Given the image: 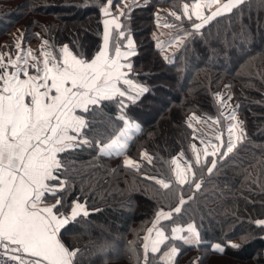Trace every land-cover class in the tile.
Instances as JSON below:
<instances>
[{"label": "trees", "instance_id": "trees-1", "mask_svg": "<svg viewBox=\"0 0 264 264\" xmlns=\"http://www.w3.org/2000/svg\"><path fill=\"white\" fill-rule=\"evenodd\" d=\"M106 2L0 0V51H16L18 30H26L23 45L38 44L41 41L35 34L50 28L47 38L56 55L59 46L67 43L74 54L91 58L102 43L100 6ZM119 2L121 5L122 0ZM183 2L191 0H146L132 8L130 22L121 18L137 46L136 55L129 58L134 65L129 78L146 84L149 91L130 105L129 111L142 131L133 134L125 154L140 163L139 169L124 166L123 155L94 160L95 154L85 151L78 157L80 173L67 196L69 202L78 199L90 211L77 226L79 231L65 234L64 239L74 245L78 239L80 247L89 241H109L112 247L106 253L90 257L93 264H137L133 251L142 261L144 238L155 212L160 208L168 211L176 202L161 196L159 193L167 190L148 177L174 180V156L181 165L188 160L195 164L190 145H202L188 127L190 116H195L192 124L199 136L214 140L212 134L219 133L226 141L231 123L228 115L233 110L244 121L245 140L230 154L231 159L220 162L218 170L209 174L204 169L201 189L185 186V195L193 196L190 206L173 214V221L161 224L169 235L173 223L194 222L201 234L199 246H179L174 264H264V232L253 223L264 219V170L257 163L264 159V7L259 6V0H244L242 8L215 17L202 35L189 39L186 47L175 49L165 59L152 36L157 25L155 13L160 11L162 26L177 23L168 9L175 5L179 10ZM112 11L115 14V2ZM184 24L191 31L187 18ZM115 42L114 38L113 55ZM169 91L173 94L170 99L154 109L159 102L157 94ZM217 92L221 99L231 96L228 103L232 108L221 107L214 95ZM106 111L116 119L114 106ZM141 150L152 157L151 163L139 155ZM182 151L184 155H178ZM201 160L210 157L201 156ZM246 232L252 233L251 238L239 248L227 245L222 253L211 248L212 243H226L227 239L239 244ZM148 255L152 264H162L157 259L160 252L155 259L152 253Z\"/></svg>", "mask_w": 264, "mask_h": 264}, {"label": "snow or ice", "instance_id": "snow-or-ice-1", "mask_svg": "<svg viewBox=\"0 0 264 264\" xmlns=\"http://www.w3.org/2000/svg\"><path fill=\"white\" fill-rule=\"evenodd\" d=\"M213 6L214 10L205 11ZM243 6L244 0L223 3L191 0V3L183 2L179 10L173 5L168 15L177 23L163 25L178 29L171 34L170 46L186 47L189 39L202 35L206 25L211 27L215 17ZM259 6L264 7V0H259ZM132 7V4L120 7L119 0L101 3L102 43L91 58L74 54L67 43L59 46L58 58L47 38L50 28L35 34L41 41L39 56L32 49L22 47L26 30H18L21 38L15 40L14 55L11 50L0 52V264H93L92 255L106 253L112 247L107 240L89 241L80 247L78 239L75 245L64 239L65 234L79 231L77 226L90 211L78 199L69 202L67 193L80 173L77 165L82 152L94 153V160L105 155H124V166L139 169V164L125 154L133 134L142 131L129 111L130 105L140 100L149 88L129 78V73L134 71L129 58L136 55L137 46L121 18L130 22ZM185 18L191 31L185 27ZM155 19L160 28V11L155 13ZM153 39L156 47L162 49L156 33ZM214 95L221 107L232 108L228 103L231 96L225 100L219 92ZM110 106L115 107V120L106 111ZM194 118V115L188 118V127L193 128V137L200 139L202 145V148L190 145L195 164L188 160L181 165L174 156V180L148 177L167 190L159 193L161 196L176 202L168 211L160 208L155 212L144 238L142 261L133 251L137 264H152L149 252L155 259L161 245L167 247L165 242L181 240L200 245L201 234L194 222L173 223L170 239L161 221H173V214H181L190 206L193 196L185 195V186L201 189L204 169L209 174L218 170L220 162L231 159L230 154L246 138L244 121L238 119L235 110L228 115L231 123L227 126L226 141L219 133L212 134L214 140L199 136L192 124ZM139 155L152 162L147 151L141 150ZM178 155L183 156V151ZM201 156L210 160L202 161ZM257 163L264 170V159ZM253 223L264 232V219H255ZM185 231L187 235H182ZM251 235V232L242 234L239 244L227 239L226 243H212L211 248L221 253L227 245L239 248ZM180 251L173 244L160 259L164 264H174Z\"/></svg>", "mask_w": 264, "mask_h": 264}, {"label": "crops", "instance_id": "crops-1", "mask_svg": "<svg viewBox=\"0 0 264 264\" xmlns=\"http://www.w3.org/2000/svg\"><path fill=\"white\" fill-rule=\"evenodd\" d=\"M142 1H144V0H142ZM146 2V1H145ZM145 2L144 3H142L141 5H143V4H145ZM220 2L221 3H223L224 2V0H220ZM191 3V2H190ZM139 5V4H138ZM214 8H215V6H213V10H214ZM205 11L207 12V11H210V9H205ZM193 19H195L194 17H193ZM166 29H169V28H166V27H163L162 25H161V27L160 28H157V25L154 27V30H153V34L154 33H156L157 34V38H163L162 40H164L165 38H167L165 41H160L161 42V44H163V48L162 49H159L160 50V52H161V54L164 56V57H166V56H168L170 53H172L176 48H174L173 46H170V44H169V41L171 40V36H166V37H160V32H165L166 31ZM172 32L174 33V32H176L175 30H172ZM153 34H152V36H153ZM39 47L38 46V44H32L31 46H28V47H30L31 49L32 48H34V47ZM155 46H156V44H155ZM22 47L23 48H25L26 49V46L25 45H22ZM157 48V47H156ZM35 53H36V55L37 56H39V51H35ZM42 59V58H41ZM128 156V155H127ZM122 160H124V155L122 156ZM134 160V159H133ZM136 161V160H135ZM138 163V162H137ZM128 167H133V166H128ZM151 226H152V224H151ZM150 226V227H151ZM172 228V227H171ZM171 228H170V233H169V237H170V239H171ZM182 235H187V232L185 231V232H183V233H181ZM152 236H154L155 235V233L153 232L152 234H151ZM263 236H264V234H263ZM234 243H237V242H235V241H233ZM166 244L168 243V242H165ZM176 245V246H180V245H186V246H196L195 244H186L184 241H181V240H173L171 243H169L168 245H167V247H165V248H163L162 249V247L164 246V245H161V251H160V255L158 256V262H160V263H162V264H164V261H162L161 259H160V257L161 256H163L164 255V253L165 252H167L168 251V248H170L172 245ZM149 253H151V252H149Z\"/></svg>", "mask_w": 264, "mask_h": 264}, {"label": "rangeland", "instance_id": "rangeland-1", "mask_svg": "<svg viewBox=\"0 0 264 264\" xmlns=\"http://www.w3.org/2000/svg\"><path fill=\"white\" fill-rule=\"evenodd\" d=\"M146 0H144V1H142V0H122V2H121V5H120V7H123L125 4H132L133 5V7L134 6H138V4L139 5H141L142 3H144ZM132 7V8H133ZM213 9H210V11H212ZM195 18V17H194ZM73 29L75 30L76 29V24L74 23L73 24ZM173 32H172V30L171 29H166V31L165 32H160V37H166V36H171V34H172ZM15 38H17V39H20V34H17L16 36H15ZM159 39V41H165L167 38H165L164 40H162L163 38H158ZM168 40V39H167ZM23 45H25L26 46V49H28V48H30V47H28V46H31L32 44H26V43H24ZM40 45H41V42H39L38 43V46L39 47H37L36 45V47H34V48H32V50L35 52V51H39V49H40ZM175 48V47H174ZM31 49V48H30ZM0 52H3V51H0ZM13 53H15V52H13ZM14 55V54H13ZM59 55H60V53H59V51L57 52V57L59 58ZM163 83V82H162ZM159 84H161V83H159ZM161 87H162V90L164 91L165 90V88H166V85L165 84H163V85H160ZM164 86H165V88H164ZM162 92V91H161ZM170 95L172 96L173 94L169 91V92H165V93H159V95L157 94V96H158V99H159V102H157V104L156 105H153V107H154V109H160V107H161V105L160 104H162V102H166V101H168V99H170ZM223 97V96H222ZM150 106H151V103L149 104ZM137 162V161H136ZM138 164H140L139 162H138ZM132 168H136V167H132Z\"/></svg>", "mask_w": 264, "mask_h": 264}, {"label": "water", "instance_id": "water-1", "mask_svg": "<svg viewBox=\"0 0 264 264\" xmlns=\"http://www.w3.org/2000/svg\"><path fill=\"white\" fill-rule=\"evenodd\" d=\"M194 191H197L194 187L192 188Z\"/></svg>", "mask_w": 264, "mask_h": 264}]
</instances>
